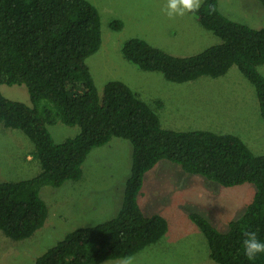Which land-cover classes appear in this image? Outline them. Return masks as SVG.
Wrapping results in <instances>:
<instances>
[{
  "label": "trees",
  "instance_id": "16d2710c",
  "mask_svg": "<svg viewBox=\"0 0 264 264\" xmlns=\"http://www.w3.org/2000/svg\"><path fill=\"white\" fill-rule=\"evenodd\" d=\"M259 2L264 9V0ZM194 15L221 41L179 56L132 37L121 47L124 58L173 82L215 78L237 66L255 88L264 121V74L258 68L264 64V27L228 18L219 0H202ZM110 26L120 30L123 22L115 19ZM101 42V15L89 0H0V86L24 84L31 100V105L12 100L0 90V123L30 139L41 168L30 178L0 182V230L13 240L32 236L48 216L41 188L79 180L91 150L117 136L132 144L119 211L108 220L68 232L34 264H97L133 256L157 243L168 221L159 213L146 215L138 196L146 173L164 159L223 186H255L252 200L225 231L199 212L189 217L218 264H264V254L249 261L242 248L244 232H256L264 242V154L253 153L235 134L163 127L156 112L162 102L157 100L154 108L120 80L108 81L100 95L86 59ZM58 122L79 125L80 132L55 142L48 126Z\"/></svg>",
  "mask_w": 264,
  "mask_h": 264
},
{
  "label": "rangeland",
  "instance_id": "374dc122",
  "mask_svg": "<svg viewBox=\"0 0 264 264\" xmlns=\"http://www.w3.org/2000/svg\"><path fill=\"white\" fill-rule=\"evenodd\" d=\"M89 1L101 15V46L86 59L100 95L108 81L120 80L154 108L157 100L162 102L156 112L163 127L235 134L253 153L264 154V121L256 91L237 66L219 77L173 82L159 71L143 70L124 58L121 47L132 37L179 56L198 53L220 42L221 38L200 24L193 13L170 19L167 0ZM219 9L232 20L264 27V9L259 0H219ZM115 19L123 22L120 30L110 26ZM258 68L264 74V64ZM0 90L9 99L31 105L24 84H2ZM48 128L58 143L80 132L79 125L62 122ZM33 151V143L21 130L0 123V182L36 175L41 168ZM131 163V142L114 136L91 150L79 180H67L59 187L43 186L40 194L48 206L43 226L23 240H13L0 230V264H34L68 232L115 216L122 204ZM254 192L252 183L223 186L187 173L176 163L160 160L146 173L138 200L146 215H163L168 230L157 243L134 254V264H218L210 258L207 240L189 214L199 212L225 231ZM122 260L106 259L97 264H121Z\"/></svg>",
  "mask_w": 264,
  "mask_h": 264
},
{
  "label": "clouds",
  "instance_id": "9594fccd",
  "mask_svg": "<svg viewBox=\"0 0 264 264\" xmlns=\"http://www.w3.org/2000/svg\"><path fill=\"white\" fill-rule=\"evenodd\" d=\"M202 0H167L166 14L172 19L175 16H184L186 13H198L201 8ZM209 11L214 12L213 6ZM242 248L246 259L254 261L259 255L264 254V242L258 238L256 232H244ZM121 264H134V257L126 256Z\"/></svg>",
  "mask_w": 264,
  "mask_h": 264
}]
</instances>
